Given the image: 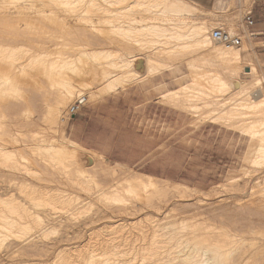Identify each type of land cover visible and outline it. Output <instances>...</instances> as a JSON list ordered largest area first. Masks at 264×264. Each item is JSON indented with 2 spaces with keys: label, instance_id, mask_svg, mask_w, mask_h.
Here are the masks:
<instances>
[{
  "label": "bare ground",
  "instance_id": "obj_1",
  "mask_svg": "<svg viewBox=\"0 0 264 264\" xmlns=\"http://www.w3.org/2000/svg\"><path fill=\"white\" fill-rule=\"evenodd\" d=\"M0 1L5 2V0ZM6 1L9 7L16 10V13L23 12L24 9H32L34 6L33 0ZM241 1L246 2L247 0ZM40 2H38L40 8L49 7L48 11L50 12L44 10L41 12L38 8L37 15L42 14L49 17L52 26L53 48L50 51L33 55L30 57L33 59L25 64H18L19 53L16 47L8 46L11 49H7L8 47L5 49V46L1 45L0 60L8 63V70L14 75L2 76L0 74V95H3L1 91L17 94L19 79L17 80L16 73L24 74L27 69L31 73V70L38 68L40 71L38 73L45 77L47 83L46 87H42L45 93L48 92V89H58L56 105L49 106L47 116V121L55 124L58 121L59 110L70 97L76 94L85 96L87 103H90L89 98L93 97L94 99L100 95L116 92L128 83L150 78L164 70L174 69L179 62L184 61L189 71L190 81L176 89L168 90L161 95V100L177 108H189L195 113L202 112L201 117L208 118L211 122H231V128L238 130L241 135L252 141H256L252 163L258 167L264 166V90L254 89L262 84L258 76V66L253 62L247 48L244 51L241 50L243 51L241 53L240 48L217 43L210 36V30L223 24L224 22L221 23L223 20L228 22L229 27H232L235 21L234 16L229 18L213 13L214 18L210 19L209 15L201 10L200 0H43ZM226 2L230 4L233 0ZM22 9L23 11H21ZM3 16L6 17V14L4 13ZM113 46H120V48L117 49ZM27 49L21 50L23 54L24 52L27 53ZM132 49L144 52V56L134 54ZM30 50L28 49V53H31ZM138 59L144 61L142 70L134 68V62ZM87 64H89V68L85 69ZM215 65L216 68H213ZM91 72L94 76L89 78H93V80L96 78L97 84L98 81H101L100 88L98 87L96 91L87 95L83 92L79 93L81 88L92 87L93 80L89 79L88 81L86 79L89 74L92 75ZM171 72L174 73V70ZM70 73L72 76L81 74L77 83L69 77ZM241 73L248 75L251 79H245ZM32 74L28 76L31 75L32 77ZM28 81L33 85L37 83L34 78L32 82ZM227 95L231 97L223 100H209L212 96ZM215 103H218L221 108H213ZM181 110L183 111V109ZM51 124L49 125L50 128L53 126ZM33 134L36 135L37 133ZM36 150L41 153V160L52 175L56 174L60 179L74 181V178L71 177L73 171L76 182L95 183V176L89 171V168L94 166L95 161L98 160L97 157H101L98 153L91 152V150L63 136L60 138H43L41 143L36 146ZM0 151L1 161L4 163L11 162L13 169H23L26 174H31L29 167L19 162L11 150H4L0 147ZM21 158L24 159L22 155ZM102 170L107 172L106 169ZM108 173L118 185H113L107 192H102L100 199L104 201L106 206H115L117 207L115 210L118 209L120 212L124 211L125 206L134 199L149 200L151 193L159 194L163 198L166 195L182 198L193 189L179 182H170L144 173L133 172L130 174L128 172L119 178L113 167ZM33 191L31 190V192ZM30 193L27 191L29 200H38L36 203L33 202L32 206L20 204L14 198L7 200L0 198V247L4 246L6 241H11V238L20 239L19 241L23 243V240L26 239H22L23 236H30L29 234L34 232L35 228L40 230L41 227L50 223L53 224L52 221L56 220L62 224L65 217L72 218L71 208L86 200L81 195L60 188H56L55 193L54 191L53 193L45 191L42 188L34 197H31ZM250 194L252 197L263 198L264 180L261 183L256 181V185L252 186ZM142 200L141 202H143ZM85 203H91V201L88 200ZM149 205L153 208V205ZM169 208L163 210L159 215L150 216L148 214L137 220L116 221L111 224L114 226L109 231L112 233L119 232L118 243L110 242L107 244V240H104V250L99 246L103 252H95L93 249L87 251L86 249L82 253H78L75 259L69 258V260L65 254L60 256L59 263H235L232 258L241 249L243 239H231L229 245L226 246L210 234L205 236L199 219L177 217L174 211ZM57 213L66 215L60 218L62 216H58ZM70 215H72L71 218ZM73 217L75 218V216ZM123 228H127L129 232L136 229L141 235L140 240L147 242L149 239L148 244L137 246L141 249L139 251L141 256L139 255L138 260L137 251L133 256L131 255L132 257L122 259L121 262L118 258H111L107 255L108 251L113 256L124 254L127 245L131 248L129 243H132L131 239L123 238L120 234L123 232ZM250 230L248 231L250 232ZM251 232L258 231L252 229ZM89 234L99 237L98 230H92ZM74 235L77 234L74 233ZM121 239H124L126 244H123ZM89 244L91 245V241ZM100 244L98 243V245ZM120 245L126 247L119 249ZM62 249L61 252L72 250L69 247ZM4 250H6L5 247Z\"/></svg>",
  "mask_w": 264,
  "mask_h": 264
},
{
  "label": "rangeland",
  "instance_id": "obj_2",
  "mask_svg": "<svg viewBox=\"0 0 264 264\" xmlns=\"http://www.w3.org/2000/svg\"><path fill=\"white\" fill-rule=\"evenodd\" d=\"M33 1L34 6L32 9H24V11L22 9L21 11L23 12L17 11L18 13H16V10L13 7H9V5L6 4V0L4 2L5 4L3 1H0V50L2 47L1 45L5 46V49L8 46L16 47L19 53V59L17 61L18 64H25L27 61L29 62L31 59L30 57L33 55L50 51L53 48V40L51 39L52 26L50 24L49 17L43 16L42 14L37 15L38 8L41 12H50L48 11L49 7L40 8V4L38 2L43 0ZM200 8L205 14L209 15L210 19L214 18L213 13L216 15H223L225 17L228 16L229 18L234 16L233 18L235 21L233 26L240 22L247 10L252 9L256 22L255 26L257 27H254V29H251L250 31H258L261 32V34L255 37L244 36L240 51H244V49L247 48L250 52L253 62L258 66V76L262 82L258 88L255 87L254 89L261 91L264 90V0H247L246 2L233 0L230 4L228 2H220L219 0H202ZM26 12H29L31 15ZM4 13L6 14V17L3 16ZM221 23L227 25L228 22L223 20ZM24 47L26 48L24 49ZM113 47L117 49L120 48V46ZM21 48L23 51L27 48L31 49V53H28L29 51L27 49L28 54L26 52L23 54ZM7 49L11 48L8 47ZM243 51H241V53H243ZM132 52L134 54L144 56V52L136 49H132ZM143 65L144 61L142 59H138V61L134 62L135 69L142 70ZM1 67L2 69L4 68L3 70L0 69V71L2 70L0 73L2 76H5L6 74V76H8V74L10 76L14 75L8 70L9 65L8 63L6 64L5 61L0 60V68ZM88 68L89 64H87V68L85 67V69ZM213 68H216V65ZM244 69L246 68L244 67ZM38 70L39 69L36 68L31 70L30 73L29 69H27V73L25 72L26 74L21 72L16 73L17 80L19 79V88L16 92L17 94H11L9 91V93L7 91H1L3 95H0V147L4 150H11L15 153V158H17V160L25 166H28L31 174H26L23 169H13L11 167V162L4 163L1 161L0 151V198L5 200L14 198L15 201L20 204L24 203L26 206H32L33 202L36 203L38 200H29L27 198V191L30 193L31 190H34L30 193L31 197H34L36 196L38 190H41L42 188L51 193H53V191L55 193V189L60 188L66 190L67 192L81 195L82 198H86V200L80 204L78 203L79 205L76 207L71 208L70 212L72 211V215L75 216V218L72 215L69 216L70 218L72 216V221H70L71 219L65 217V219L62 220V224L58 223L59 221L56 222L55 220L54 222L52 221L53 224L50 223L45 226L47 229L45 227H41L40 230L39 228H35L34 232L29 234L30 236H23L24 238L22 239L26 238L23 240V243H21L22 241H19L20 239L15 240L16 238H11V241H6L5 244L7 246L4 244V246L0 247V264H60V256L65 254L69 260V258L75 259L78 253H82L86 249L87 251H92L93 249L95 252H103L104 240H107V244L110 242L118 243L117 240H119V232L112 233L109 231L114 226H111L112 223L116 221L126 222L130 220H137L148 214H150V216L159 215L163 210L168 209L169 206V209H172L177 217L199 219L204 235L206 236V234H210L213 238L218 239L226 246L229 245L231 239H243L244 241L241 245V249L233 255L234 259L232 258V260L235 263L233 261L232 262L234 264H264V197H252L250 194V190L252 186L256 185V181L261 183L264 180V166L258 167L252 163L256 141H252L248 137L241 135L238 130L231 128V122H219L218 124L229 127L236 134L239 133L237 136L239 137V150L236 152V159L233 168H231L217 184L204 189L196 188L192 184H185L193 189L187 192L182 198L174 196L171 197V195H166L163 198V196H159V194L151 193L149 200L147 199L146 201H143L141 199L143 201L141 202V200L139 201L134 199L130 204L128 203L125 206L126 209L124 211L120 212L118 209V211L115 210L117 208L115 206H106L104 201L100 199L102 192H107L111 189V186L118 185L116 180L110 173H108L109 170L113 167L116 170V174L118 173L117 176L120 178L128 172L130 174L133 172L146 173L145 169L139 168L138 166L126 167L114 164L101 156L97 157L98 160L95 161L96 163L94 166L89 168V171L95 176L96 185L93 182H76V177L73 171L71 172V177L74 178V181L60 179L56 174L52 175L51 171L45 168V165L41 160V153L36 150V146L41 143L43 138H60L63 136L71 139L66 133L69 120L67 109L78 94L70 97L67 102H65L66 105L64 104L59 110L57 123H49L47 121L48 109L49 106L56 105L58 89H48V92L45 93L42 87H46L47 83L45 77H43L42 74H39L40 71ZM173 70L174 73L171 72ZM28 73H33V76L31 77L30 75L29 77ZM80 75L78 74L76 76H72L71 74L69 77H71L72 81L77 83ZM164 75L168 78V84L156 87L154 89L156 93H162L167 89L178 88L190 81L189 71L184 61L179 62L178 66L174 69L164 70ZM93 76V73L92 75L89 74L86 79H88V81L89 79L93 80V78H89ZM241 76L248 80L251 79V77L246 74L241 73ZM26 77H28V79H26ZM33 78L35 81L37 80L35 85L28 81L30 80L32 82ZM143 80H145V78H143ZM146 80L149 81V78ZM138 81L141 80L128 83L125 87ZM98 82L99 83L97 84V79L94 78L93 83L95 86L91 82L92 87L81 88L79 93L83 92L86 95L93 93V91H96L98 87L100 88L101 81ZM100 97H102V95H100ZM229 97L231 96H212L209 100H223ZM97 98H99V96L94 99L93 97L89 98L88 100L89 102H92ZM158 101L162 102L161 99H158ZM166 105L175 110H179L186 115L187 124L191 127L187 128V131L189 132L192 131L194 127L199 126L202 122L209 121L208 118L201 117L202 115L200 114L202 112H196V114L189 108H187L188 112L186 108H177L171 104ZM212 107L216 109L221 108L218 103H215ZM181 109H183V111ZM184 114H181L182 117ZM176 118V114L171 115V119L174 120ZM50 124L53 125L52 128H50ZM33 133L37 134L34 135ZM21 155L24 159L21 158ZM176 156L177 155L174 157L176 158ZM102 169H106L107 172H104ZM157 178L163 179L162 177ZM170 182L179 181L174 180ZM88 200H90L91 203H85ZM83 203H85V205H82ZM149 204L153 205V208ZM113 207H115L114 210ZM131 207L135 209H132ZM37 210H39V208H37ZM57 214L58 216H62L60 218H63V216L66 215L64 213ZM63 226H65L64 229ZM250 229L257 230L258 232H251ZM92 230H98L99 237L94 236L93 234V236H91L89 232L91 233ZM122 230L123 232L120 234H122L123 238L128 237L131 239L130 241H132V243L129 242L131 248L127 245V248L124 250V254L121 253V255L113 256L108 251L107 255L111 258H118L121 262L122 259H129L132 257L133 254L136 253L135 251H137L136 257L138 260V257L141 256V252H139L141 249L137 248V246L139 247L142 244H148L149 239H146L147 242L140 240L141 235L138 234L136 229H133L132 232H129L127 228H123ZM248 230H250V232ZM72 232L77 235H74ZM112 239L114 240L111 241ZM121 240L123 244H126L124 239ZM90 241L91 245L93 244L92 246L89 244ZM93 242L95 244L97 242L99 244L102 242V244L98 245L97 243L96 245H98V247H96ZM84 244L87 245L85 246ZM88 246L90 247L89 249ZM99 246L103 250H101ZM4 247L7 251L4 250ZM67 247L72 248V250L69 252H61L63 250L62 248ZM123 247L125 248L126 246L120 245L119 249H122Z\"/></svg>",
  "mask_w": 264,
  "mask_h": 264
},
{
  "label": "crops",
  "instance_id": "obj_3",
  "mask_svg": "<svg viewBox=\"0 0 264 264\" xmlns=\"http://www.w3.org/2000/svg\"><path fill=\"white\" fill-rule=\"evenodd\" d=\"M167 84L162 71L87 103L69 118L67 136L114 164L144 168L147 175L199 189L217 184L234 166L238 134L211 121L187 131L186 115L158 101L168 89H154Z\"/></svg>",
  "mask_w": 264,
  "mask_h": 264
},
{
  "label": "built area",
  "instance_id": "obj_4",
  "mask_svg": "<svg viewBox=\"0 0 264 264\" xmlns=\"http://www.w3.org/2000/svg\"><path fill=\"white\" fill-rule=\"evenodd\" d=\"M255 25V19L252 13V9L245 12L240 22L232 27L221 24L213 27L210 30L211 38L220 44L240 48L242 46L243 37H255L256 34L250 31ZM87 104V98L85 96L76 97L73 102L68 106L67 113L69 118L77 114Z\"/></svg>",
  "mask_w": 264,
  "mask_h": 264
}]
</instances>
